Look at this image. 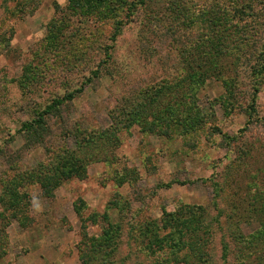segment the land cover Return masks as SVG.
Returning <instances> with one entry per match:
<instances>
[{"label": "rangeland", "instance_id": "1", "mask_svg": "<svg viewBox=\"0 0 264 264\" xmlns=\"http://www.w3.org/2000/svg\"><path fill=\"white\" fill-rule=\"evenodd\" d=\"M154 1L166 0H149L152 6ZM227 1L219 0L222 4ZM259 1L253 7L246 6L253 0L227 3L234 4L236 9L242 7L245 14L240 12L234 27L226 31L202 22L188 31L177 27L179 33L195 41L207 30L216 38H227L221 55L210 61L194 59L203 63L201 71L221 70L223 75L208 74L197 85L189 78L180 90V96H188L186 109L204 117L201 128L190 134L181 127L164 132L157 128L161 123L155 125L152 116L147 121L154 126L153 131L144 130L140 124L131 125L124 117L125 106L145 99L147 94L140 91L146 86L158 87L166 80L173 83L181 79L182 67L178 63L188 46L180 44L179 48L173 43L172 32L165 34L171 25L149 19L147 4L139 5L136 15L128 21L124 20V10L110 20L72 17L70 30L73 35L76 31V48H86L88 64L50 70L47 61L52 52L47 55L43 47L50 26L61 15L58 10L67 8L69 0H0V34L6 33L10 41L7 50L0 47V84L5 77L12 80L7 88L8 102L0 107V199L7 187H17L24 197L22 206H27L28 219V226L23 228L18 218L24 215L5 208L0 200V213L5 216L0 220H6L0 222V232L7 234V244L2 249L6 252L0 251L4 253L0 264H81L77 247L82 224L75 204L82 202L85 218L108 214L112 223L123 224L121 253L130 241L128 228L161 223L165 213H174L181 205L202 206L207 209L208 218L218 216L224 229H219L205 248L214 264H224L220 259L224 233L248 236L262 228L261 221L249 212L255 197L264 199V61L259 57V51L264 50V0ZM121 21L126 24L116 56L120 64L128 61L124 73L128 84L118 87V75L84 83V76L105 57V48L113 43L114 27ZM146 26H158V31L148 32L151 36L147 44H142L138 35L145 33ZM240 27L249 29V39L238 41L236 29ZM33 65L42 67V88L23 96L19 80L25 67ZM112 69L117 70L116 66ZM223 78L233 79V88ZM236 84L238 92L234 99L239 105H230L232 101L225 96L228 89L234 91ZM73 90L81 91L75 93L71 103L62 106V118L52 119L55 136L46 145H27L20 132L22 123L45 106L52 95L70 94ZM160 104L163 107L164 101ZM65 150L75 156H94L99 161L89 165L83 180L66 181L55 190L54 197L45 196L39 182L24 175L41 164L46 166L52 156H65ZM105 156L107 161H101ZM130 176L137 180L119 183ZM118 202L124 208L116 205ZM235 212L241 217H234L232 224L227 220L230 214L236 216ZM103 227L104 223H89V235L100 236ZM228 240L226 236L225 241ZM180 256L194 262L191 245ZM159 258L154 257L152 263ZM137 259L139 262L129 264L151 262V257L143 253Z\"/></svg>", "mask_w": 264, "mask_h": 264}, {"label": "trees", "instance_id": "2", "mask_svg": "<svg viewBox=\"0 0 264 264\" xmlns=\"http://www.w3.org/2000/svg\"><path fill=\"white\" fill-rule=\"evenodd\" d=\"M231 1L233 3L234 0H228L225 4L220 3L219 0H166L161 3L154 1V5L152 6L149 0H69L67 8L62 11L58 10L61 15L56 18L54 23L50 26V33L43 47L47 55L52 52L50 53L51 60L47 61V65L51 70L54 68L64 69L65 67L76 68L77 66L88 64V60L84 54L86 48H76V42L78 41L76 31L73 30L75 34L73 35L70 30L73 21L72 17L94 19L97 21L110 20L112 17L117 18L121 15V11L124 10L127 12L125 16H123L125 18L124 20L128 21L129 18L136 15L139 5L147 4V8L150 9L149 19H155L156 23L164 21V24L171 25L167 26L165 34L172 32L170 34L173 36V43L178 44L179 48L180 44L184 47L188 46L182 52L181 61L178 63L182 67V69L179 70L181 79L173 83H169V80H166L159 85L160 87L146 86L144 88L145 90L140 91L147 94L145 99L137 104L125 106L123 110L125 113L124 117L129 124H140L143 126L144 130L148 129V131H153L154 126H152L151 122L147 121V117L152 116L155 125L158 122L161 123V126H157V128L163 129L164 132H167L173 127H181L190 134L195 133L201 128V121L203 122L204 117L198 114H192L186 109L185 103L188 96H180V90L183 88L184 82L188 81L189 78L197 85L203 82L208 74H219L220 76L222 73L223 75V71L221 70L216 73H214L213 70L201 71L203 63H197L194 59L202 58V61H210V59H214L216 56L221 55L223 49H226L224 45L227 44V38H216L215 35L207 30L201 38L195 41L192 40V38H188L189 36H186V34L183 35L179 33L180 30L177 27H182L185 31H188L189 28L202 22L208 24V26L206 25L207 27H222V31L232 29L238 14L241 12L244 15L245 13L242 11V7L236 9L234 4H227ZM256 2L260 1L253 0L252 3L247 2L246 6L253 7L252 4ZM153 7L155 9L158 7L159 10L156 11ZM124 24L126 23L121 21L114 27L111 36L112 45L105 48V57L95 65L94 69L92 68L90 70L88 75L86 74L84 76V83H94L96 80L101 81L102 77L105 75H118V79L116 78L115 81L118 87H126L129 80H127V74L124 73L125 69L127 70L126 63L128 61L124 60L122 64H120L121 61L119 62L118 56H116L119 39L123 36L124 31L122 28ZM146 28L147 30L145 29L144 34L140 33L138 35L139 41H141L142 44H147L148 38L151 36L148 32L151 31L154 33L158 31L154 27L150 28L146 26ZM236 31L240 36L238 37V41L246 40L251 37L249 29L247 30L244 27H240L236 29ZM6 35V33L0 34V47H2L3 50H7L10 45L9 38L6 37ZM238 44L242 45L244 43ZM221 45L222 49L220 48ZM259 53V57H262L264 61V50H260ZM52 56H54V58H52ZM193 56L195 57L193 58ZM114 66H116L117 70L112 69ZM135 71L136 67L134 68V72ZM41 74L42 67L40 65L25 67L24 76L19 80V86L23 90V96L34 94L35 89L38 87L42 88V83H40L39 80ZM223 79L229 87L233 88V79ZM256 81L257 80L254 81L253 85L257 83ZM9 83H12V80H8V78L5 77L4 83L2 82L0 84V107L2 108L8 102L7 88ZM134 86L135 85L131 87ZM235 87L234 91L228 89L229 92L225 96L227 100L232 101L230 105L236 104L237 102L235 99H237L238 84H236ZM80 91L81 90H73L70 94L52 95L45 106L38 109L32 118L22 123L20 132L26 139L27 145H46L49 138L55 136L52 130V119L62 118V106L71 103L75 97V93ZM161 101H164L165 107H162L160 104ZM253 102L255 101L253 100ZM254 104L255 103H253L252 109H255ZM156 106L162 107V109ZM227 106L228 105H226V107ZM74 137L77 139L76 136ZM89 137L92 139L94 138L91 137V135ZM64 153L65 156H52V159L46 166L41 164L35 170L29 171L30 173L24 175L26 177L29 175L35 178L42 186L45 196L54 197L55 190L62 187L66 181L72 179L83 180L87 175L89 165L99 161L96 160L98 158H94V156H75L74 152L70 150H65ZM107 159L108 157L105 156L101 161H107ZM44 167L46 172H43ZM136 180V177L133 178L130 176L127 180H120L119 183L122 184L126 181L132 182ZM168 186H170V184ZM17 190V187H7L0 200L5 208L13 209V211H18L20 214L24 215L21 219L17 217L18 214L15 216L19 219L20 225L26 228L28 226V219L25 217V208H27V206L24 204L25 206L23 205V208L22 201L24 197L21 196ZM83 203L84 202L80 205L75 204V212L82 224L81 241L77 247L81 264H129L132 261L139 262L137 258L140 256V253L145 254V257H151V262L149 264H214L213 257L208 251H205V248L214 240L215 233L219 229L221 231L224 227L218 216H211L208 218L207 209L202 206L181 205L174 213H165L160 221L161 223L155 222L153 224L151 222L139 228L135 226L128 228L127 237H130V241L129 244L126 245L125 250L121 253L123 224L112 223L110 220L111 217L108 214H92L85 218L83 216ZM116 205L120 206L121 202H118ZM121 207L124 208V205L122 204ZM249 212L261 221L262 228L248 236L242 233L232 235L236 232L224 233L221 243L222 254L220 257L224 264H264V199L258 200V198L255 197L254 201L251 202ZM220 213H222V211H220ZM235 214L236 216L230 214L227 221L233 224L234 217H241L239 212H235ZM0 216V219L5 218L3 213H0ZM1 221L6 220H0V222ZM240 221H242V218ZM229 222L226 228L228 230L231 228ZM89 223L92 225H98L99 223L105 224L100 236L89 235ZM151 224L153 225L151 226ZM1 230L2 229H0V231ZM135 232L138 233L133 234ZM0 233H3L1 234L3 237L0 235V251H2L5 242L7 244V234L4 231ZM4 235L6 236L4 237ZM226 236H228L230 240L225 241ZM190 245L194 253V258L192 257L194 262H190L189 257L180 256V252ZM193 245H195V247ZM2 252L6 251L3 250ZM1 255L4 257V253H0V256ZM157 256H160V258L152 263L153 258ZM117 257H119V259H117Z\"/></svg>", "mask_w": 264, "mask_h": 264}]
</instances>
